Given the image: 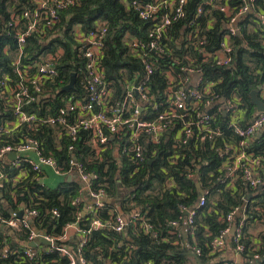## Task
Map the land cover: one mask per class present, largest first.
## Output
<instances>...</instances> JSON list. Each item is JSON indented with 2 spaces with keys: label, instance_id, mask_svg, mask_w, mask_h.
<instances>
[{
  "label": "trees",
  "instance_id": "trees-1",
  "mask_svg": "<svg viewBox=\"0 0 264 264\" xmlns=\"http://www.w3.org/2000/svg\"><path fill=\"white\" fill-rule=\"evenodd\" d=\"M132 1L79 0L77 5L60 11L59 29L48 30L49 34L46 35L44 42L39 39L37 32L27 38L26 50L34 58L59 46L65 49L62 61L58 65L57 75L45 83V95L25 105L24 108L28 112L37 113L40 118L57 115L60 108L65 105V98H69L71 94L81 98L87 95V91L79 84V79L74 89H63L70 82L71 73L74 71L80 73L84 65L83 60L77 55L74 40V32L78 25L89 31L95 27L97 21L107 23L103 63L105 77L113 83L117 100L125 94L126 81L135 84L140 82L144 74V64L141 58L131 51L130 43L132 39L149 42L151 39L149 34L158 21L154 18L142 19L130 5ZM203 1L187 0L184 7L185 18L169 27L168 41L173 46L175 55L181 58V62L169 65L171 64L169 55L159 57L156 71L148 81L156 101L163 98L165 89L169 85L166 70L172 67L176 74L184 73L181 66L187 63L184 58L187 30L183 29V25L189 26L188 23L195 19L203 26V32L207 37L204 46L208 51H213L221 44L225 19L216 9L212 13L217 17V21L213 26L207 27L211 15L209 6L205 5H203L204 14L196 18L197 10ZM228 1L232 5L241 2V0ZM26 5L27 0H0V81L5 75H9L14 80L11 85H15L20 80L14 70L18 44L14 32L7 27V20L13 11L21 10ZM259 9L264 10V0H258L257 10ZM165 12L166 9L162 8L159 14ZM241 25L242 35L232 40L235 55L231 66H217L213 60H209L202 65V69L205 75L204 82H215L214 90L221 94L222 98L237 89L245 100L251 101L252 91L264 83V36H262L264 30L260 29L262 26L260 27L253 13L241 21ZM59 30L60 32L53 35ZM141 52L149 53L146 49ZM193 55L201 56L195 50ZM11 87L8 85L3 91L0 86V125L14 118V109L5 100ZM225 122L222 123V135L216 142L207 139L195 143L193 140L181 148L180 157L171 161L176 153L171 147L172 140L164 138L159 145L149 143L146 146L145 161L137 163L124 154H120L118 160L112 152L114 140H110L111 147L103 150L101 156L97 155L90 142L91 133L87 130H80L77 140L72 141L66 133L67 130L59 125L41 122L30 126L24 124L2 135L0 147L3 143L22 142L29 137L36 138L40 142V150L43 154L52 155L57 159L62 171H67L70 168V160L76 158L88 171L98 175L92 180L93 190L104 188L108 196L118 198L122 193L120 183L125 190L133 188V192L124 194L120 207L123 210L140 208L143 219L128 220L123 231L115 230L112 225L116 214L113 215L111 211L117 207L110 202L104 203V206L96 208L97 210L91 209L79 218L78 209H83V204L75 205L74 202L80 196L84 183L76 174L70 180L67 179L68 174L57 175V184L51 186L41 183L37 178L38 174L34 171H27L26 177L19 183L13 184L12 179L20 173V169L11 168L8 161L3 160H0V172L4 174L5 179L0 185V194L3 195L0 198V211L4 216L9 217L13 209L19 208L20 203L28 204L39 212L33 220L34 226L44 229L48 235L57 239L61 237L68 223L77 222L81 230L91 229L88 234L83 231L77 232L67 241L57 240L60 246L68 247L73 253L78 254L80 242L88 236L89 239L83 245L81 254L90 264H123L124 262L185 264L190 255V246L194 244L202 251L198 257L199 262L195 264H220L222 259L217 261L216 259L220 258L222 251L214 253L211 241L225 227L224 217L231 209L236 205H243L244 197L256 192L242 179L237 180L236 185L231 188L228 187L227 182H221L219 179L226 174L223 163L230 154L226 153L227 142L235 143L240 139ZM70 144L75 146L73 150L69 149ZM249 150L262 158L264 170V130L251 139ZM30 154L33 155L32 152ZM193 168L197 169L196 178L189 176V170ZM46 173L56 176L55 173L46 171L45 175ZM172 180L175 183L173 185H171ZM167 182H170V185ZM197 182L208 191V194L205 205L195 207L196 217L192 226L195 240H191L187 246L182 244L181 236L171 234L170 221L181 220L182 206L194 207L199 203L200 193ZM257 191L259 194L254 198L264 205V190L258 187ZM3 199H7L9 203H5ZM53 210H57L59 215H55ZM257 218L259 215L252 213L250 220L255 221ZM96 219L102 222V227H94L93 222ZM147 224L149 230H146ZM3 231L1 229L0 255L5 253L3 240L6 235ZM243 231L244 242L248 249L259 244L257 252L263 257L261 263L264 264V233L254 235L250 226H245ZM126 233L132 238L130 242H122ZM28 234L29 230L23 228L13 232L14 237L10 235L7 257H0V264H69V257L61 254L58 249L34 252L31 246L26 245ZM25 250L33 251L34 257L32 259L27 257ZM256 263L249 260L243 264Z\"/></svg>",
  "mask_w": 264,
  "mask_h": 264
},
{
  "label": "built area",
  "instance_id": "built-area-1",
  "mask_svg": "<svg viewBox=\"0 0 264 264\" xmlns=\"http://www.w3.org/2000/svg\"><path fill=\"white\" fill-rule=\"evenodd\" d=\"M79 0H27V5L18 11H13L7 20V27L14 32L18 50L16 55L15 73L19 82L11 85L14 80L9 75H5L0 81L3 88L8 85L9 95L5 96L7 103L14 109V118L0 125V137L21 127L24 124L37 125L48 123L49 125H59L67 130L72 141L77 140L80 130L84 129L91 133L90 142L95 148L96 154L101 156L103 150L111 147L110 140H114L119 152L133 159L136 163L146 159V146L149 143L159 145L164 138L171 139V147L175 150L173 159L175 161L181 156V148L194 140L198 143L207 139L217 141L222 135V123L228 125L240 137L237 142H227L224 161L226 174L221 182H227L228 187H234L237 180L242 179L244 183L254 190L244 197L243 205H236L224 217L225 227L212 239L211 247L213 252L223 251L227 248L228 242L241 261L223 259L220 264H243L253 260L256 264H262L263 257L257 252L256 247L247 248L244 242V227L250 226L254 235L264 233V205L256 201L254 196L259 194L258 187L264 190V170L262 158L249 150L250 142L258 132L264 130V111L257 109L251 101L244 99L235 89L228 96L222 98L214 90L215 82H204L205 75L202 65L213 60L215 65L228 67L234 61L235 49L232 44L233 38L242 35L241 21L245 20L251 13L264 30V10H257L258 0H241L239 4H231L228 0H204L197 10V17L204 14V6H209L210 19L207 27H211L217 21V17L212 13L218 9L222 13L225 21L223 26V39L219 47L213 51L205 49L207 43L203 26L195 19L183 25L186 33V43L184 44V58L187 63L181 66L184 73H175L172 67L166 70L169 85L166 87L164 96L160 101H156L152 93L149 79L155 73L159 62V57L169 55L171 64L181 62V58L174 53L173 46L168 41L169 27L173 23L184 19L186 16L185 5L187 0H154L144 2L143 0H133L130 5L139 13L142 19L154 18L158 23L152 28L149 42L140 39H132L131 51L141 58L144 64L143 78L138 84L126 81L124 96L117 100L113 83L105 77V66L103 63L105 39L108 32L107 23L97 21L95 27L85 31L78 25L74 32L76 50L79 58L83 60L81 71L76 72V81L87 91L84 98L71 94L65 98V105L62 106L57 115L39 117L37 113L28 112L24 107L32 101L39 100L45 95L44 85L54 79L58 73V65L61 63L65 49L59 46L53 51L45 52L35 58L29 55L26 50L27 38L37 32L41 41L46 40L48 30H58L61 21L60 11L70 6L77 5ZM162 8L166 12L159 14ZM183 21V20H182ZM55 32V31H54ZM60 32L57 31L56 33ZM10 34V31L8 32ZM165 36V37H164ZM264 36V33L262 34ZM264 45V39H263ZM182 48V45L179 44ZM7 48V47H6ZM146 49L149 53H142ZM197 51L201 56L193 55ZM68 84V83H67ZM66 84V85H67ZM258 97L264 101V83L259 86ZM74 145L70 144L69 149L73 150ZM33 153L31 155L30 153ZM15 153V158L9 155ZM0 160L8 161L11 168H19L20 173L12 179L13 184L19 183L27 176V171H34L39 181L43 184L42 177L45 172L52 170L56 175H77L87 185L91 195L97 200L98 207L103 206L102 198L107 195L104 188L98 191L92 189V180L98 175L90 172L82 162L76 158L70 160V168L62 171L57 159L52 155L43 154L40 150L38 139L29 137L27 140L16 143H3L0 147ZM27 165V166H26ZM194 168L189 170V176L193 175ZM1 173V172H0ZM229 178V179H228ZM5 176L0 174V185L3 184ZM228 179V180H227ZM9 180V179H8ZM170 185V182H167ZM199 203L203 206L206 203L208 191L202 189ZM1 195V194H0ZM16 200V199H15ZM9 203L7 199H3ZM191 207L182 206L183 215L181 220H172L170 225L177 226L183 220L189 226H193L196 211ZM185 210L189 213L185 214ZM23 215L20 216V212ZM55 215H59L57 210H53ZM259 215L255 221H251V214ZM39 214L36 208L25 203H20L18 209H13L9 217L4 216L0 211V233L6 235L3 240L4 254L0 257H7L9 250V238L13 232L20 229H28V241L38 237L33 220ZM139 215L135 216L138 219ZM139 219H142L140 217ZM95 228L102 227L99 219L94 220ZM125 217L116 215L112 227L117 231L126 228ZM149 230L148 224L145 225ZM82 231L77 222L68 223L64 227L60 241L69 239L70 230ZM91 231H83L88 234ZM13 237L15 235H12ZM47 239L55 246L56 238L46 234ZM89 237L85 236L80 242L78 254L72 253L65 246L57 244V249L70 259L69 264H89L88 260L81 254L83 245ZM195 240V238H194ZM46 245V244H45ZM50 246V245H48ZM193 246V245H192ZM36 252L37 247H31ZM193 255L199 257L202 251L194 244ZM34 252L25 250V255L32 259ZM253 253V254H252ZM252 254V256H251Z\"/></svg>",
  "mask_w": 264,
  "mask_h": 264
},
{
  "label": "crops",
  "instance_id": "crops-1",
  "mask_svg": "<svg viewBox=\"0 0 264 264\" xmlns=\"http://www.w3.org/2000/svg\"><path fill=\"white\" fill-rule=\"evenodd\" d=\"M112 149H110V150H112L113 154L119 160L120 159V156H121L120 155L121 153L119 152V149H118V147H117V145L115 143H114V146H113ZM48 172L53 173L52 170H48ZM196 175H197V169L193 172V175L190 176V177H195L196 178ZM72 178L73 177H70V176L67 177L68 180H70ZM77 178L80 179L79 176ZM42 179L45 182V184L47 183L48 185H51V186L56 185L57 184L56 182L58 180L57 179V175L56 176L53 175V174L48 175V173H46V175L43 176ZM82 183H84V182L82 181ZM173 184H175V183L172 180L171 185H173ZM197 184L199 185L198 186V191L200 189H203L202 186H201V184L199 182H197ZM123 190H125V189H123ZM123 190H122V193L118 196V198H114V197H111V196L106 195L104 198H107V200H105V199L104 200H101V201H103V206H104V203H106V202H110V203L115 204L117 208L116 209H112L111 213L113 215L116 214V215H120V216L125 217L126 220H127V223H128V220L136 221L140 217H142V219H143V215L141 214V209L140 208L134 207V208H132L130 210H123L120 207L121 199L123 198L124 194H127V192H129V190H126L127 192L125 193ZM199 193H200V191H199ZM121 195H123V196H121ZM108 200H110V201H108ZM74 203H75V205H79L80 203L83 204V209H80V208L78 209L79 218H81L83 214L88 213L91 209L97 210L96 208H100V207H98L96 205L97 200L91 195L90 190L88 189V187H87L86 184H84V187L82 188V191H81L80 196L76 198V200H75ZM195 207L196 206L191 207V208L194 209ZM191 208H189V209H191ZM186 211L189 213V210H185V214H187ZM137 214L139 215V218L138 219H135V216ZM105 226H107V225H105ZM35 228H37V227L35 226ZM38 229H40L42 231H45L44 229H41V228H38ZM82 231H85V230H82ZM77 232L78 231H76L74 229L70 230L69 237H72L75 233L77 234ZM170 232H171V234H176L178 236H181L182 237V244L187 245V246L190 244L191 240H194V238H195L194 237L193 230H192V227L189 226L185 220L183 222H181L177 226H173L172 225V229L170 230ZM57 240H59V239H57ZM57 240H56V242L54 244L55 246H53V247H52V245L48 246V245H45V244L44 245L40 244L37 247L36 250L37 251H42V250L46 249L47 251H52L53 249H57V244H58V241ZM131 240H132V238L130 237V235H128L126 233V235H124V239L122 240V242H130ZM192 248H193V246L191 245L190 246V250H189V254L190 255H189L188 259H187V263H185V264H195V263L198 262V257H196L195 255H193ZM69 251H71V250H69ZM218 259H222V260L223 259H230V260L236 261V262L237 261H241L240 257L235 254V252L233 250V247L231 246V242H228L227 248L226 249H223V251H222V253L220 255V258H217L216 261Z\"/></svg>",
  "mask_w": 264,
  "mask_h": 264
},
{
  "label": "water",
  "instance_id": "water-1",
  "mask_svg": "<svg viewBox=\"0 0 264 264\" xmlns=\"http://www.w3.org/2000/svg\"><path fill=\"white\" fill-rule=\"evenodd\" d=\"M76 76H77V73L74 71V72H72L71 73V80H70V82L66 85V86H64L63 87V89H65V90H70V89H74L75 88V81H76ZM258 91H259V88H257V89H254L253 91H252V93H251V99H252V102L257 106V109L258 110H260V111H264V101L263 100H261L259 97H258ZM11 158H15V156H16V154L15 153H11L10 155H9ZM71 177V176H70ZM120 186H121V188H122V190H123V185L120 183ZM197 186H199L198 184H197ZM133 188L132 189H130L129 190V192H133ZM125 193L127 192L126 190H123ZM200 191V193H202L203 191H202V189H200L199 190ZM88 193V192H87ZM3 195L1 194L0 195V198L2 197ZM121 196H123V195H121ZM107 200V198H102V200ZM108 201H110V200H108ZM23 215V211H21L20 212V216H22ZM0 227H2V226H0ZM36 232H37V234H38V237H36L35 238V240H33V241H28V242H26V245H28V246H31V247H38L40 244H46V245H52L53 244V242L52 241H50L49 239H47V237H46V234H47V232L46 231H42V230H40V229H36ZM55 244V243H54ZM199 262V261H198ZM123 264H128V262H124Z\"/></svg>",
  "mask_w": 264,
  "mask_h": 264
}]
</instances>
